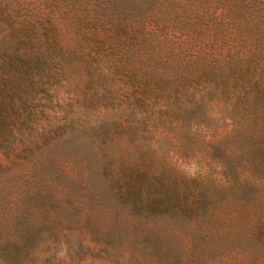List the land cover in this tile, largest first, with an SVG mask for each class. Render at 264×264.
<instances>
[{
	"label": "rangeland",
	"instance_id": "374dc122",
	"mask_svg": "<svg viewBox=\"0 0 264 264\" xmlns=\"http://www.w3.org/2000/svg\"><path fill=\"white\" fill-rule=\"evenodd\" d=\"M258 1L164 9L153 49L118 12L0 0L25 6L0 10V263L264 264Z\"/></svg>",
	"mask_w": 264,
	"mask_h": 264
},
{
	"label": "trees",
	"instance_id": "16d2710c",
	"mask_svg": "<svg viewBox=\"0 0 264 264\" xmlns=\"http://www.w3.org/2000/svg\"><path fill=\"white\" fill-rule=\"evenodd\" d=\"M196 1L199 0H78V2L82 4L81 7L85 6L86 8L95 7L99 9H108L114 14H117L116 12H118L119 14H117L116 17L117 20L109 19V22L112 24V26L116 28L124 26L128 29L132 28L134 31L138 29L137 26H139L140 35L143 38L142 42L145 43L146 46L147 43H153L150 46V48L153 49H155L158 44L161 46V44L166 45L171 42L170 32L165 24L162 23V20L168 21L171 15L168 17H162V15H164L162 14L164 9H168V13L170 14L171 12L169 9L171 7H176L177 5L182 6L185 4V6H190L193 9L196 8V15L198 14V16H200V13H203L205 16L217 15L218 11L221 9L227 13L229 18L234 12L235 7L238 5L242 6L246 12L261 9V5H259L258 0H200V3H197ZM98 5L100 6L98 7ZM126 7H130L131 11L128 14L129 16L125 17V19L122 21L120 13L124 14L126 12ZM23 9H25L24 5H20L18 9L16 7H12L11 9L10 5L4 6L0 4V10L9 11L8 19L12 25L16 24V19L19 16L18 12H21ZM16 10H18V12H16ZM159 16H161L162 19H160ZM203 17L201 18L203 19ZM95 20L96 18L93 19V21L96 23ZM137 40L140 42V39ZM183 45L179 46L181 56H190V59H200L199 52H196L195 46L193 48V52L188 53V46L185 42ZM153 55H156V53ZM9 242L13 245L14 249L23 250L25 247H28L34 242V237L26 235L25 233H21L17 238L10 240ZM14 259L15 257L1 254L2 262L0 264H13Z\"/></svg>",
	"mask_w": 264,
	"mask_h": 264
}]
</instances>
